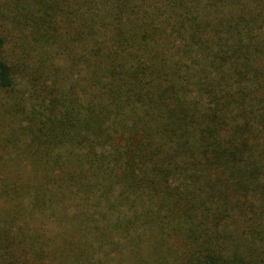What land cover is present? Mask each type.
<instances>
[{"label":"trees","instance_id":"trees-1","mask_svg":"<svg viewBox=\"0 0 264 264\" xmlns=\"http://www.w3.org/2000/svg\"><path fill=\"white\" fill-rule=\"evenodd\" d=\"M1 93L0 264H264V0H0Z\"/></svg>","mask_w":264,"mask_h":264},{"label":"rangeland","instance_id":"rangeland-1","mask_svg":"<svg viewBox=\"0 0 264 264\" xmlns=\"http://www.w3.org/2000/svg\"><path fill=\"white\" fill-rule=\"evenodd\" d=\"M4 95L0 94V230H6L9 235L17 237L34 233H56L57 229L47 214L33 211L31 206V194H27L25 187L31 184L30 166L22 157L18 156L17 149L12 145H6L10 133L13 132L12 117L4 112ZM12 138V137H11ZM20 186L19 192H13V186ZM22 231V232H21ZM57 243L48 244V251L52 250ZM45 247V246H44ZM45 247V251L47 250ZM107 264H116L117 258L111 256ZM46 255L45 264H53ZM2 264V262H1ZM102 264V263H101Z\"/></svg>","mask_w":264,"mask_h":264}]
</instances>
